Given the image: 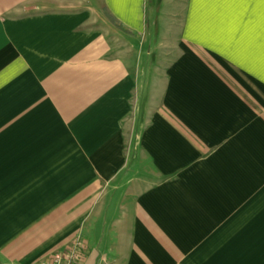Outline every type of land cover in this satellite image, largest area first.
<instances>
[{
  "label": "crops",
  "instance_id": "crops-1",
  "mask_svg": "<svg viewBox=\"0 0 264 264\" xmlns=\"http://www.w3.org/2000/svg\"><path fill=\"white\" fill-rule=\"evenodd\" d=\"M79 231L85 264H264V0H0V264Z\"/></svg>",
  "mask_w": 264,
  "mask_h": 264
},
{
  "label": "built area",
  "instance_id": "built-area-1",
  "mask_svg": "<svg viewBox=\"0 0 264 264\" xmlns=\"http://www.w3.org/2000/svg\"><path fill=\"white\" fill-rule=\"evenodd\" d=\"M85 238L77 232L63 248L49 252L32 264H85Z\"/></svg>",
  "mask_w": 264,
  "mask_h": 264
},
{
  "label": "rangeland",
  "instance_id": "rangeland-1",
  "mask_svg": "<svg viewBox=\"0 0 264 264\" xmlns=\"http://www.w3.org/2000/svg\"><path fill=\"white\" fill-rule=\"evenodd\" d=\"M107 25H105L104 27H103V30L111 37V39L115 42V44L117 45V47L119 48V49H126L127 47H130V49H131V52H132V55L133 54H142V53H140L142 50H143V52H147L148 50V48L146 47V48H142V45H140V46H132L131 44H129V43H127V42H124V41H120V39H116L115 37H114V35H113V31L111 30V29H109V28H107L106 27ZM162 40V43L160 42L161 40ZM154 41H155V43L153 44V51H155V50H170L172 47H171V45H166L168 42H166L164 39H163V37H161V38H156V39H153ZM160 40V41H159ZM162 44L161 46L159 45V44ZM121 48H120V47ZM141 63H142V61H141ZM137 64V62H135V65Z\"/></svg>",
  "mask_w": 264,
  "mask_h": 264
},
{
  "label": "trees",
  "instance_id": "trees-1",
  "mask_svg": "<svg viewBox=\"0 0 264 264\" xmlns=\"http://www.w3.org/2000/svg\"><path fill=\"white\" fill-rule=\"evenodd\" d=\"M106 15L108 19L113 22L117 27L125 30V27L117 19H115L113 15L109 14L108 12H106Z\"/></svg>",
  "mask_w": 264,
  "mask_h": 264
}]
</instances>
